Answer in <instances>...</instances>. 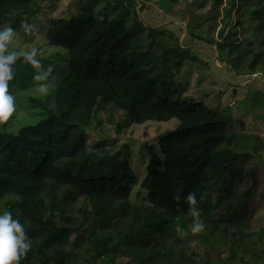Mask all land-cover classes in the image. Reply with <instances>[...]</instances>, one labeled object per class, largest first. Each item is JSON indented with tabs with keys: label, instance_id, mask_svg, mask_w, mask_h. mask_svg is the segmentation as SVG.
<instances>
[{
	"label": "trees",
	"instance_id": "16d2710c",
	"mask_svg": "<svg viewBox=\"0 0 264 264\" xmlns=\"http://www.w3.org/2000/svg\"><path fill=\"white\" fill-rule=\"evenodd\" d=\"M46 1L0 0V19L19 27ZM101 2L80 0L75 14L52 21L47 42L63 49L70 71L53 95L29 97L41 117L17 131L9 121L0 123V211L18 218L32 240L20 264H113L118 258L132 264H227L221 245L230 264H264L250 220L209 219L214 205L207 181L212 168L234 172L238 151L258 152V137L229 129L230 107L215 112L182 97L176 73L197 56L174 33L147 26L129 2ZM224 9L221 40L214 44L219 60L237 76L264 75V0H228ZM245 17L255 34L241 42L230 20L242 25ZM174 119L177 132L159 141L158 153L150 152L142 181L126 144L88 143L89 132L109 127L104 135L111 129L121 135L131 125ZM252 136L256 149L237 145ZM220 146L235 153L225 167L215 154ZM138 184L147 192L145 205L131 200ZM190 192L204 224L198 233L190 230ZM194 243L204 247L202 256L192 251Z\"/></svg>",
	"mask_w": 264,
	"mask_h": 264
},
{
	"label": "rangeland",
	"instance_id": "374dc122",
	"mask_svg": "<svg viewBox=\"0 0 264 264\" xmlns=\"http://www.w3.org/2000/svg\"><path fill=\"white\" fill-rule=\"evenodd\" d=\"M79 1L47 0L42 3L37 13L35 12L36 16L29 20L37 26V32L34 35L25 36L21 31V39L10 45V50L16 51L36 48L41 62L44 60L49 64L53 61V75L56 81V87L51 89L47 95L37 93L32 80L34 69L17 60L13 66L15 76L9 84V90L15 96L16 111L8 120V127L14 131L41 117L40 110L32 108L29 104V97L46 98L53 95L62 79L70 71V62L63 49L50 46L46 35L53 20L67 19L75 14ZM123 1L134 6L140 19L147 26L159 33H174L180 45L185 49H190L197 56L196 60L186 61L176 73V78L183 87L182 97L194 98L197 102H203L215 112H221L230 107L233 120L229 129L238 132L239 135L258 137V152L238 151L235 156L236 169L234 172L221 174L218 167L212 168L207 173V181L210 187L211 205H214L209 219L212 222L219 221L220 218L228 219V221L250 220L252 239L256 244L255 252L264 257V241L260 240L264 231V75L237 76L226 63L219 60L214 44L221 40V32L227 15L224 7L228 4V0H225V5L220 7L205 0ZM105 4L106 0H102L100 6H105ZM0 21L13 24L9 18H2ZM245 21H247L246 17L240 25L235 19L230 20L231 28L237 29L241 42L255 34L254 28ZM194 37L213 41V44L210 45ZM26 82H28V88H24ZM119 116L118 114L117 117L120 118ZM178 125L179 121L175 119L170 122H147L143 125H131L121 135H117L115 129H111L110 135L106 136L104 134H108L106 133L108 127L104 133L89 132L88 143L92 146L99 140L110 142L115 140L116 146L126 144L133 154L131 164L134 172L142 181L151 160L150 152L154 150L158 153L159 141L176 133ZM255 137L252 136L251 140H238L237 145L256 149ZM233 153L232 150H226L224 146H220L215 153L219 167H225L231 163L234 160ZM224 187H226L225 191H223ZM250 189L252 190L251 196L246 199V193ZM146 193L140 188V184L134 186L132 202L145 205L147 203L144 199ZM191 248L200 256L204 254V247L196 243L191 244ZM220 253L218 254L221 259L230 264V252L226 245H221ZM213 258H216V255ZM113 264L132 263L129 260L118 258Z\"/></svg>",
	"mask_w": 264,
	"mask_h": 264
},
{
	"label": "clouds",
	"instance_id": "9594fccd",
	"mask_svg": "<svg viewBox=\"0 0 264 264\" xmlns=\"http://www.w3.org/2000/svg\"><path fill=\"white\" fill-rule=\"evenodd\" d=\"M37 30L34 23L26 20L21 21L19 27L0 21V123L8 121L16 111L15 96L9 90V84L14 79L13 66L17 60L34 69L32 80L37 93L47 95L56 87L53 66L42 65L36 48L27 51L10 50V45L21 39V31L28 36L34 35ZM185 199L190 205L189 213L193 218L190 230L192 233L201 232L204 224L200 219V210L196 207L195 193H188ZM31 247L32 240L26 234L24 224L14 218L10 211H0V264H20Z\"/></svg>",
	"mask_w": 264,
	"mask_h": 264
}]
</instances>
